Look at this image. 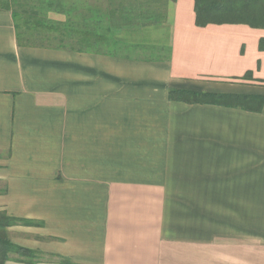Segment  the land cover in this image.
Here are the masks:
<instances>
[{"label": "crops", "instance_id": "0c3cea01", "mask_svg": "<svg viewBox=\"0 0 264 264\" xmlns=\"http://www.w3.org/2000/svg\"><path fill=\"white\" fill-rule=\"evenodd\" d=\"M165 9L124 55L20 46L0 10V211L33 222L5 264H264V108L169 99L264 95V29Z\"/></svg>", "mask_w": 264, "mask_h": 264}, {"label": "trees", "instance_id": "16d2710c", "mask_svg": "<svg viewBox=\"0 0 264 264\" xmlns=\"http://www.w3.org/2000/svg\"><path fill=\"white\" fill-rule=\"evenodd\" d=\"M176 0H106L103 13L98 7L67 6L65 0H0V10L13 14L20 46L54 48L78 52L100 51L101 44L109 41L112 29L148 27L166 20L168 2ZM196 25H247L264 29V0H193ZM67 6V8H66ZM50 13L66 14V22L49 19ZM103 14L108 32H102ZM81 16V17H80ZM89 21L97 23L89 24ZM100 27V28H99ZM264 43V41H263ZM262 49L264 45L261 44ZM251 73L247 77L251 78ZM170 101L185 104H210L260 113L264 108V95H233L203 93L186 89H171ZM20 223L32 224L0 211V264L11 259L12 254L33 253L21 249L4 235L8 228Z\"/></svg>", "mask_w": 264, "mask_h": 264}, {"label": "rangeland", "instance_id": "374dc122", "mask_svg": "<svg viewBox=\"0 0 264 264\" xmlns=\"http://www.w3.org/2000/svg\"><path fill=\"white\" fill-rule=\"evenodd\" d=\"M65 3L67 6H70V4L75 3L76 5H78V7L81 8H86V7H92V8H99L103 13L106 8V0H65ZM66 6V8H67ZM49 19L53 20V21H57V22H66L67 21V16L66 14H59V13H50L49 14ZM81 17V16H80ZM100 18H102V24L100 25L102 29V32H108V26L107 25V21L106 18L103 14L99 15ZM91 23H97V22H93V21H89V24ZM148 27H151L148 26ZM143 28H147V27H125V28H120V29H112L111 31V35L109 36V41H107L106 43H103L99 46V50L103 51V52H109V53H114L116 55H124L129 53V48L130 47H135V48H140L142 50L147 49L148 52L152 51L153 46L150 45H146L143 43H140L137 45H129L128 43H124L119 41V39L121 38L120 36L122 35V33L124 32H132L131 34H128V38H132V39H136L134 36H131L132 34L136 33L138 30H142ZM125 34V33H124ZM122 39V38H121ZM154 51H156V48L154 49ZM151 53H147V55H150ZM155 55V54H154ZM24 224V223H20ZM4 235L8 238L9 241H13V237L15 236V234L10 232V228L6 229L4 232Z\"/></svg>", "mask_w": 264, "mask_h": 264}]
</instances>
